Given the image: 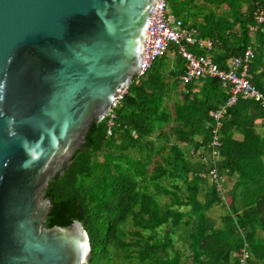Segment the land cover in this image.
Listing matches in <instances>:
<instances>
[{
    "label": "trees",
    "instance_id": "16d2710c",
    "mask_svg": "<svg viewBox=\"0 0 264 264\" xmlns=\"http://www.w3.org/2000/svg\"><path fill=\"white\" fill-rule=\"evenodd\" d=\"M165 1L175 17L182 12L189 17L197 13L195 0ZM231 1L204 0L206 10L198 22L182 19L196 36L211 40L208 49L188 47L196 53L207 50L212 61L225 69L228 57L250 46L249 80L264 93V26L259 25L251 34L248 30L254 23L252 12L256 8L264 11V0H247L243 11ZM167 54L174 56L172 66H166L171 59ZM182 69V58L170 44L141 79L128 84L110 128L107 116L92 119L84 142L68 164L63 163L46 182L44 196L51 207L44 224L66 225L77 220L88 238V264H182V254L170 234L177 225H188L189 220L191 229L182 241L191 264H238L241 249L246 252V264H264V133L255 130L257 124L264 126V105L237 98L220 120L215 156L203 159L204 152L212 151L213 122L207 112L223 103L227 92L216 77L199 79L196 90L194 80L180 85L177 77ZM170 93L175 97L171 105ZM171 114L177 136L163 146L159 127L168 123ZM162 137L168 140V136ZM180 143L191 148L195 160ZM129 148L135 149V155L113 154L114 149ZM161 149H166L164 156L148 169L151 152ZM99 150L103 151L101 160L96 158ZM211 167L217 172L216 182L208 173ZM223 173H236L225 191L220 187ZM164 196L167 200L162 201ZM214 203L227 204L217 226L205 213ZM185 207L195 212L194 217L188 214L182 219ZM161 225L168 228L162 235L158 233ZM116 253L122 256L121 262L115 259Z\"/></svg>",
    "mask_w": 264,
    "mask_h": 264
},
{
    "label": "water",
    "instance_id": "95a60500",
    "mask_svg": "<svg viewBox=\"0 0 264 264\" xmlns=\"http://www.w3.org/2000/svg\"><path fill=\"white\" fill-rule=\"evenodd\" d=\"M153 0H0V264H88L46 182L140 64Z\"/></svg>",
    "mask_w": 264,
    "mask_h": 264
},
{
    "label": "built area",
    "instance_id": "2783aa9c",
    "mask_svg": "<svg viewBox=\"0 0 264 264\" xmlns=\"http://www.w3.org/2000/svg\"><path fill=\"white\" fill-rule=\"evenodd\" d=\"M254 23L248 26L250 33H253L259 25L264 26V11L256 8L252 12ZM174 45L175 52L183 60V71L178 75V82L184 85L191 80L205 77H216L220 85L226 88L227 97L225 101L216 108L208 110V116L212 119L211 126V157L218 144L217 131L221 125L226 109L231 106L237 98H246L258 101L264 105V93L259 91L249 80L250 74L247 69L253 52L250 46H246L239 55H233L225 60L226 68H219L211 59L210 53H196L189 49V45L197 48H210L209 38L196 36L195 30L191 27H184L179 18L174 17L168 10L165 0H153L149 9L148 22L145 29V39L143 45L140 64L133 74L132 80L141 79L154 59L163 54L169 45ZM127 85H118L114 91L109 107L103 114L107 116V125L113 123L115 118V108L119 106ZM107 129V133L109 132ZM204 159V158H203ZM210 178L216 182L218 175L214 167L208 170ZM246 252L241 249L238 264L245 263Z\"/></svg>",
    "mask_w": 264,
    "mask_h": 264
},
{
    "label": "rangeland",
    "instance_id": "374dc122",
    "mask_svg": "<svg viewBox=\"0 0 264 264\" xmlns=\"http://www.w3.org/2000/svg\"><path fill=\"white\" fill-rule=\"evenodd\" d=\"M231 4H233L234 6H236L238 10L243 11L247 7V0H232L231 1ZM193 5H196L197 6V13H195L194 15H192L191 17H189L188 14H185V12H182L180 14V17L182 19H186V18L189 19L190 18L191 20H193V22H198V20L201 19L202 15L204 13V10H206L205 7H204V0H195L193 2ZM167 55L170 56L171 59L170 60L168 59V62L166 64V66H170V65L172 66L174 64V62H173L174 56L172 57V54H167ZM263 57H264V55H263ZM200 84H201V81H196L195 82V87L193 88V90H196L200 86ZM173 94L170 93V96H171L170 99H169V104L170 105H171L172 101L175 98V97H173ZM176 96L178 97V95H176ZM167 100L168 99H166V101ZM167 109H171V107L168 106ZM172 115L173 114L170 115L169 120H168V123L166 125H163V126L159 127V131L160 132H163V134L162 133H158V135H161L159 141L160 142H163V144H162L163 146H167L168 142L169 143H172L175 140L176 136H177L176 133L174 132V128H173L176 125V121L175 120L172 121ZM255 122L258 123V121H255ZM255 130L258 133H264V126L263 127H260V125L257 124L256 127H255ZM156 132H157V130L155 131V133ZM150 134H152V133H150ZM233 135L236 136V137H239L240 136L239 133H234ZM162 136H165V137L168 136V140L167 139H164ZM194 138H198V136L195 135ZM180 144H181L180 146H184V148L187 149V151L189 153L188 157L191 160H195L197 156L195 154H192L191 153V151H190L191 148L189 146L183 145V143H180ZM165 150L166 149H161L158 153L157 152H154V151L151 152V158H150V160H151L150 163L151 164H148L147 165V168L148 169L152 166L154 160H159L160 161L162 159V156H164V154H165ZM103 151H105V149H103ZM103 151L102 150H99L97 152V156H96L97 159H100L101 160L103 158V156H102ZM113 152H114L113 154H117V153L120 154V153H122V154L131 155V156L135 155V149L134 148H129V149L123 150V151H120V150L117 151V149H114ZM136 152H137V150H136ZM199 153H202L203 154V150L202 149H199ZM136 156H139V153L138 152L136 153ZM203 156H204V159H209L211 157V152L210 153L204 152ZM139 157L141 158L142 156L140 155ZM262 159H263V163H264V156L262 157ZM168 160H170V158ZM222 178H224V184H223V186H220V187L223 188L222 191H225V190H227L231 186L232 181L235 180L236 173H232L229 176L227 174L225 176V174L223 173ZM169 180L172 181L171 179H169ZM205 181L207 183H210V182H208L207 177H205ZM176 182H179V184H180V180L179 181L176 180ZM199 199L202 200V197L200 196ZM161 200L162 201H165V200H167V197L166 196H164V198L161 197ZM223 200L224 201H227V195L224 194V199ZM182 210L184 211V214H185V216L182 219H187L186 218V215H188V214L190 216H192V217H194V215H195V212H193L189 207H185ZM226 212H227V204H223V203H220V204L214 203L213 205L209 206V208L205 211L206 215L213 220L212 223L215 226H217V225L220 224L221 217ZM250 216H251V214H250ZM254 218H255V216H253V220H254ZM188 223L189 224L186 225V226H183L182 224L177 225V227H174L173 232L170 234L174 246L182 254L181 255V262H182V264H191V262L189 260L190 259L189 252H188L187 248L185 247V243H183V241H182L183 238L184 239L186 238L187 232L191 229L192 220H189ZM167 229H168L167 226L164 227V225H161L159 227V229H158V233L160 235H162L165 232V230H167ZM258 231L261 232L260 230H258ZM143 233L144 234H147L148 231L144 230ZM233 253H232V255H233ZM184 255H187V256L185 257ZM121 257H120V254H118V253L115 254V259H117L118 262H121V259H122ZM129 261H130V259H129Z\"/></svg>",
    "mask_w": 264,
    "mask_h": 264
},
{
    "label": "clouds",
    "instance_id": "9594fccd",
    "mask_svg": "<svg viewBox=\"0 0 264 264\" xmlns=\"http://www.w3.org/2000/svg\"><path fill=\"white\" fill-rule=\"evenodd\" d=\"M168 10H169V8H168ZM174 17H175V16H174ZM176 18H179V19H180V21H181V23H182V26H184V27H188V26H185V25L183 24V22H182V18H181V17L176 16ZM249 33H250V32H249ZM250 34H251V33H250ZM206 38H207V37H206ZM209 39H210V38H209ZM178 56H179V55H178ZM157 57H159V56H157ZM157 57H156V58H157ZM179 57H180V56H179ZM230 57H231V56H230ZM156 58H155V59H156ZM180 58H181V57H180ZM155 59H154V60H155ZM182 61H183V60H182ZM151 64H152V63H151ZM149 67H150V66H149ZM182 71H183V69H182ZM134 73H135V72H134ZM180 73H181V72H180ZM180 73H179V74H180ZM132 77H133V75H132ZM199 79H201V78H199ZM199 79H196V80H194V81L196 82V81H198ZM131 80H132V79H131ZM191 81H192V80H191ZM127 86H128V85H127ZM120 103H121V102H120ZM109 105H110V104H109ZM119 105H120V104H119ZM104 113H105V112H104ZM207 114H208V112H207ZM103 117H104V116H102L101 118H103ZM101 118H100V119H101ZM96 120H99V119H96Z\"/></svg>",
    "mask_w": 264,
    "mask_h": 264
},
{
    "label": "crops",
    "instance_id": "0c3cea01",
    "mask_svg": "<svg viewBox=\"0 0 264 264\" xmlns=\"http://www.w3.org/2000/svg\"><path fill=\"white\" fill-rule=\"evenodd\" d=\"M264 122V121H263Z\"/></svg>",
    "mask_w": 264,
    "mask_h": 264
}]
</instances>
